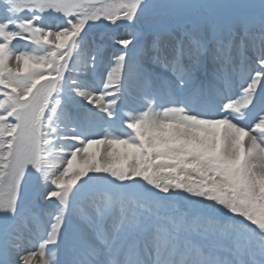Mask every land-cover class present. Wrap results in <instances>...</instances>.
Instances as JSON below:
<instances>
[{
    "label": "snow or ice",
    "instance_id": "snow-or-ice-1",
    "mask_svg": "<svg viewBox=\"0 0 264 264\" xmlns=\"http://www.w3.org/2000/svg\"><path fill=\"white\" fill-rule=\"evenodd\" d=\"M0 264H264V0H0Z\"/></svg>",
    "mask_w": 264,
    "mask_h": 264
},
{
    "label": "rangeland",
    "instance_id": "rangeland-1",
    "mask_svg": "<svg viewBox=\"0 0 264 264\" xmlns=\"http://www.w3.org/2000/svg\"><path fill=\"white\" fill-rule=\"evenodd\" d=\"M123 32H124V30H121V34H123ZM110 53H111V50L109 49L108 54L110 55ZM101 71H103V69H101Z\"/></svg>",
    "mask_w": 264,
    "mask_h": 264
}]
</instances>
